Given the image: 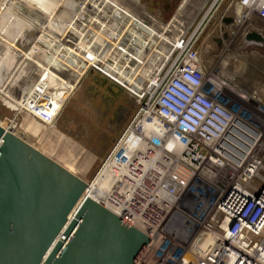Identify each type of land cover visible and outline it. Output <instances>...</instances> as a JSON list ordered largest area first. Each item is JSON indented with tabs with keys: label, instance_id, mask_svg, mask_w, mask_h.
<instances>
[{
	"label": "rangeland",
	"instance_id": "374dc122",
	"mask_svg": "<svg viewBox=\"0 0 264 264\" xmlns=\"http://www.w3.org/2000/svg\"><path fill=\"white\" fill-rule=\"evenodd\" d=\"M242 1L0 0V125L90 182L182 43L197 36L219 101L264 128V116L234 95L264 109V10ZM252 32L260 40L247 39ZM174 234L135 264H181L190 236Z\"/></svg>",
	"mask_w": 264,
	"mask_h": 264
},
{
	"label": "built area",
	"instance_id": "2783aa9c",
	"mask_svg": "<svg viewBox=\"0 0 264 264\" xmlns=\"http://www.w3.org/2000/svg\"><path fill=\"white\" fill-rule=\"evenodd\" d=\"M196 41L182 43L95 176L142 117L155 124V136L135 156L118 157L128 162L127 176L114 168L105 184L112 183L111 198L96 200L149 236L144 250L182 232L191 250L181 264H264V128L220 102ZM234 95L264 116L258 100Z\"/></svg>",
	"mask_w": 264,
	"mask_h": 264
},
{
	"label": "water",
	"instance_id": "95a60500",
	"mask_svg": "<svg viewBox=\"0 0 264 264\" xmlns=\"http://www.w3.org/2000/svg\"><path fill=\"white\" fill-rule=\"evenodd\" d=\"M86 187L0 125V264H135L149 236L91 196L82 198Z\"/></svg>",
	"mask_w": 264,
	"mask_h": 264
},
{
	"label": "bare ground",
	"instance_id": "6f19581e",
	"mask_svg": "<svg viewBox=\"0 0 264 264\" xmlns=\"http://www.w3.org/2000/svg\"><path fill=\"white\" fill-rule=\"evenodd\" d=\"M247 5H250L248 7H251L252 10H264V0H247L246 1ZM245 3V4H246ZM237 4V3H236ZM236 13L239 16H244L246 17V13L244 11L241 12V7L238 6ZM252 13V12H251ZM243 14V15H242ZM253 14V13H252ZM263 15V14H262ZM247 33V32H246ZM155 124H152L147 117H142L138 123L133 127L131 130V134L129 138L126 140L124 145L121 147L120 150H118V157L119 158H127V157H132L135 156V153H138L140 150V146H144L146 144V140L148 137H154L157 128L154 126ZM10 129L15 130V128L10 127ZM136 145L135 149L132 147ZM117 156L111 159L107 164L104 166V168L90 181L88 182V188L85 192V195H89L95 199L99 198H111V182H108V185L105 186L106 181L108 176H112L111 174L113 173V169L119 167V174L118 175H125L127 176L128 174V167H127V161L123 163V165L118 164V158Z\"/></svg>",
	"mask_w": 264,
	"mask_h": 264
}]
</instances>
